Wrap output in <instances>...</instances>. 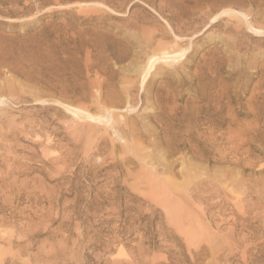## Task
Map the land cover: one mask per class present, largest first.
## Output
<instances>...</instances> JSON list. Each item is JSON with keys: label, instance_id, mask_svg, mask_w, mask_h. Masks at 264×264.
I'll use <instances>...</instances> for the list:
<instances>
[{"label": "rangeland", "instance_id": "obj_1", "mask_svg": "<svg viewBox=\"0 0 264 264\" xmlns=\"http://www.w3.org/2000/svg\"><path fill=\"white\" fill-rule=\"evenodd\" d=\"M0 264H264V0H0Z\"/></svg>", "mask_w": 264, "mask_h": 264}, {"label": "bare ground", "instance_id": "obj_2", "mask_svg": "<svg viewBox=\"0 0 264 264\" xmlns=\"http://www.w3.org/2000/svg\"><path fill=\"white\" fill-rule=\"evenodd\" d=\"M212 7H215V6H212ZM211 8V7H210ZM240 31V30H239ZM259 33H261L260 31H259ZM258 34V33H257ZM239 36V35H238ZM166 53V52H165ZM168 57V56H167ZM166 58V57H165ZM168 59H170V58H168ZM150 60V62H149V66H148V68H147V72H148V69H150L157 61H160V60H163L162 58H158L157 57V59H154V58H150L149 59ZM168 60H165V62H167ZM161 62V61H160Z\"/></svg>", "mask_w": 264, "mask_h": 264}]
</instances>
